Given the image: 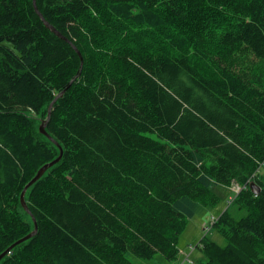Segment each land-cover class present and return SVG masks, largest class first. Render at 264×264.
<instances>
[{"label":"trees","instance_id":"1","mask_svg":"<svg viewBox=\"0 0 264 264\" xmlns=\"http://www.w3.org/2000/svg\"><path fill=\"white\" fill-rule=\"evenodd\" d=\"M232 183L198 264H264V0H0V264L177 260Z\"/></svg>","mask_w":264,"mask_h":264},{"label":"rangeland","instance_id":"2","mask_svg":"<svg viewBox=\"0 0 264 264\" xmlns=\"http://www.w3.org/2000/svg\"><path fill=\"white\" fill-rule=\"evenodd\" d=\"M232 186V185H231ZM231 186H225L221 184H214L212 185V190L219 196V202L212 208H204L200 213L196 214L192 218L188 220V223L184 229V231L178 237V248L179 254L181 249L187 248L189 244L195 245L198 243L199 240L204 236L205 231L202 229V225L209 222L211 216L217 217L222 211L229 207V211L232 213L233 208L230 207V202L236 195V192L233 191ZM241 186V185H240ZM243 213V211H242ZM237 216V212L232 213ZM207 236L216 241L220 245L225 244V239L217 233L214 229H212ZM198 250V251H197ZM197 254L195 257V261L192 259V264H198L199 260L202 257L199 248L197 249ZM192 253L191 257H194L195 252ZM183 253V252H182ZM181 253V254H182ZM129 259L134 264H180L181 260L183 259V255L178 258V260H168L164 258L161 254L157 253L151 259H143L138 258L133 255H129ZM183 264H191L188 262H184Z\"/></svg>","mask_w":264,"mask_h":264},{"label":"water","instance_id":"3","mask_svg":"<svg viewBox=\"0 0 264 264\" xmlns=\"http://www.w3.org/2000/svg\"><path fill=\"white\" fill-rule=\"evenodd\" d=\"M40 15V14H39ZM45 25L47 26V23L45 22ZM50 28V27H49ZM65 90V89H64ZM64 90H62L60 93H58L55 98L51 101V103L48 106V112H47V116L46 119L44 121H42L39 124V132L43 135H45L48 139H50L54 144H56L59 147V155L57 158L53 159L52 161H49L45 164H43L36 172V174L34 175V177L23 187L21 193H20V203L21 206L23 207L24 211H26L28 214H30V211L26 205L25 199H24V194L25 191L27 190V188L33 184L38 178H40L42 176V174L49 168L51 167L53 164H55L56 162H58L61 158L62 155V148L58 145V143L49 136V134L46 132L45 130V125L47 120L50 117V113H51V109H52V105L53 103L56 101V99L60 96H62ZM249 187L252 189V191L257 194L260 191V187H258L254 182L249 184ZM31 215V214H30ZM32 217V216H31ZM32 220L34 222V229L33 231H31L30 233H28L27 235H25L24 237L20 238L19 240H17L16 242H14L12 245H10L6 250H4L2 253H0V259L2 257H4L15 245L23 242L24 240H27L28 238L32 237L35 233H36V222L34 217H32Z\"/></svg>","mask_w":264,"mask_h":264},{"label":"built area","instance_id":"4","mask_svg":"<svg viewBox=\"0 0 264 264\" xmlns=\"http://www.w3.org/2000/svg\"><path fill=\"white\" fill-rule=\"evenodd\" d=\"M231 187L233 191L236 192L237 194L244 186H240L237 183H232ZM216 220H217V217L211 216L209 219V222L206 224L204 223L202 225V229L205 231L204 236L212 230V227L214 223L216 222ZM199 245L200 243H196L195 245L189 244L188 247L186 248L188 252L186 251L183 253V259L181 260L180 264H183L184 262L192 263V257H191L192 253L199 248Z\"/></svg>","mask_w":264,"mask_h":264},{"label":"crops","instance_id":"5","mask_svg":"<svg viewBox=\"0 0 264 264\" xmlns=\"http://www.w3.org/2000/svg\"><path fill=\"white\" fill-rule=\"evenodd\" d=\"M221 213H222V212H221ZM221 213H220V214H221ZM220 214H219V215H220ZM219 215H218V216H219ZM218 216H217V217H218ZM198 242H199V241H198ZM181 250H182V251H180L179 258H180L181 255H183L184 252L187 251L186 248H183V249H181ZM197 251H198V250H197ZM197 251L195 252L194 257H192V259H193L194 261H195V257H196ZM182 252H183V253H182ZM187 252H188V251H187ZM181 253H182V254H181ZM177 260H178V259H177ZM192 263H193V262H192ZM192 263H191V264H192Z\"/></svg>","mask_w":264,"mask_h":264}]
</instances>
